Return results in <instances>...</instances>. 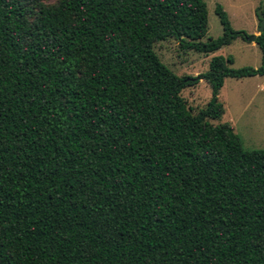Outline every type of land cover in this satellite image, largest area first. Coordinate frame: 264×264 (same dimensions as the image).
Masks as SVG:
<instances>
[{"label":"trees","instance_id":"16d2710c","mask_svg":"<svg viewBox=\"0 0 264 264\" xmlns=\"http://www.w3.org/2000/svg\"><path fill=\"white\" fill-rule=\"evenodd\" d=\"M203 0H0V264H264V148L218 120L213 55L178 76L152 49L244 39ZM205 81L193 111L180 91Z\"/></svg>","mask_w":264,"mask_h":264},{"label":"rangeland","instance_id":"374dc122","mask_svg":"<svg viewBox=\"0 0 264 264\" xmlns=\"http://www.w3.org/2000/svg\"><path fill=\"white\" fill-rule=\"evenodd\" d=\"M44 4L55 0H38ZM207 13V30L201 41L215 38L221 34V26L214 6L220 5L225 12L230 26L234 30L244 31L247 35L257 34L258 18L256 11L260 0H203ZM264 15V5H263ZM152 49L158 59L174 74L196 76L208 67V60L213 55H230L232 68L241 66L257 67L260 53L254 42L236 38L231 43L217 50L202 54L192 50H181L177 42L168 38L153 43ZM186 106L193 111L208 101L210 90L205 81L198 80L194 85L180 91ZM223 107L218 120L212 124L226 122L239 136L245 150L264 148V75L243 78L226 77L217 95Z\"/></svg>","mask_w":264,"mask_h":264},{"label":"water","instance_id":"95a60500","mask_svg":"<svg viewBox=\"0 0 264 264\" xmlns=\"http://www.w3.org/2000/svg\"><path fill=\"white\" fill-rule=\"evenodd\" d=\"M263 5H264V0H260V5L256 11V14H257V18H258V28H257V34H259L260 32H262L264 30V15H263ZM257 34H250V35H246L244 37V39L246 41H249V42H254L255 41V37Z\"/></svg>","mask_w":264,"mask_h":264}]
</instances>
